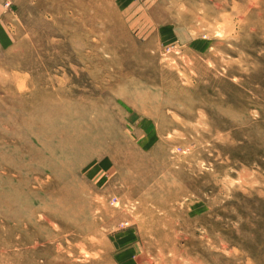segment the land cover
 Returning <instances> with one entry per match:
<instances>
[{
    "label": "rangeland",
    "instance_id": "obj_1",
    "mask_svg": "<svg viewBox=\"0 0 264 264\" xmlns=\"http://www.w3.org/2000/svg\"><path fill=\"white\" fill-rule=\"evenodd\" d=\"M58 1L0 0V119L43 89L73 103L93 207L60 216L55 176L6 167L34 209L0 215V264H264V0ZM117 144L162 190L127 191Z\"/></svg>",
    "mask_w": 264,
    "mask_h": 264
},
{
    "label": "bare ground",
    "instance_id": "obj_2",
    "mask_svg": "<svg viewBox=\"0 0 264 264\" xmlns=\"http://www.w3.org/2000/svg\"><path fill=\"white\" fill-rule=\"evenodd\" d=\"M60 2L61 4L58 7L56 6L59 13L65 11V6H69L71 2L70 7H75L73 0H60ZM60 2L58 1V3ZM47 93L48 91L44 89L41 92H36L37 95L26 104L31 105L29 114L24 115L22 111L18 110L13 113L10 109V115L0 119L1 127L6 132L11 131V129L7 130L8 128L14 129L10 132V135L0 138L1 144L4 145L0 147V215L7 218L12 213L20 211L24 206L34 209L30 202L21 201L18 195H20L19 192L24 191V188L21 187L19 190L12 184V180L8 176L9 170L6 167L16 168L20 162L32 166L39 165V170L45 168L47 173L52 174L57 179L59 186L57 195L46 199L42 203L46 208H54L60 216L66 217V214H73L75 217L84 218L89 215L93 207V202L90 199L92 191L88 187L84 189V187L73 182L77 157L80 154H85L87 148L91 149L89 142L94 139H89L91 128L89 124L78 122L75 124L73 115L76 107L73 103L65 99L55 98L54 93ZM52 121L63 123L62 128L54 127ZM28 141H35L38 146ZM19 143L26 145L28 148L25 154L21 153L17 145H11ZM103 143V140H98L95 146H102ZM110 157L115 162L112 166L113 170L116 167V172L120 175L118 179L122 181L130 194L138 195L141 191H144V188L145 191H149L150 195L155 194L157 190H162L164 181L156 180L153 175L155 172L144 169L146 166L145 155H140L130 147L124 148L123 144H117L111 149ZM15 161L19 162L16 163ZM36 170L38 169L30 168L23 175L26 176L28 172ZM15 171L19 173V171ZM87 173L88 169L84 171L85 175L82 172L84 177ZM108 190H112V188H108ZM79 208L82 211L77 210Z\"/></svg>",
    "mask_w": 264,
    "mask_h": 264
}]
</instances>
